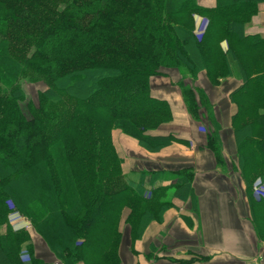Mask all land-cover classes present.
Segmentation results:
<instances>
[{
    "label": "trees",
    "instance_id": "obj_1",
    "mask_svg": "<svg viewBox=\"0 0 264 264\" xmlns=\"http://www.w3.org/2000/svg\"><path fill=\"white\" fill-rule=\"evenodd\" d=\"M261 1L0 0V264H20L24 242L31 250L29 232L8 223L12 211L66 263L121 264L123 225L133 241L161 204L130 184L111 131L151 150L172 140L151 134L171 117L149 88L165 67L205 69L216 82L235 62L240 154L257 145L264 156V131L248 133L264 127V38L244 33ZM196 13L209 18L200 40ZM25 78L45 84L29 114ZM184 97L193 111L188 88Z\"/></svg>",
    "mask_w": 264,
    "mask_h": 264
},
{
    "label": "crops",
    "instance_id": "obj_2",
    "mask_svg": "<svg viewBox=\"0 0 264 264\" xmlns=\"http://www.w3.org/2000/svg\"><path fill=\"white\" fill-rule=\"evenodd\" d=\"M192 1L203 7L217 3ZM244 33L264 38V1L246 22ZM221 46L225 50L226 42ZM230 68L231 75L216 83L204 69L191 74L185 67H165L150 77L151 94L171 108L170 119L151 131L172 137L159 149H148L119 129L112 131L130 184L161 204L159 218L150 219L133 241L129 226L123 225L121 264H264V156L257 145L240 154L245 134L235 130L234 93L243 80L235 62ZM187 88L193 111L184 97ZM263 131L257 126L248 133ZM8 223L14 230L29 232L31 250L27 242L21 244L20 264H83L57 257L17 211L9 213Z\"/></svg>",
    "mask_w": 264,
    "mask_h": 264
},
{
    "label": "rangeland",
    "instance_id": "obj_3",
    "mask_svg": "<svg viewBox=\"0 0 264 264\" xmlns=\"http://www.w3.org/2000/svg\"><path fill=\"white\" fill-rule=\"evenodd\" d=\"M200 18L203 19L200 20ZM208 25H209V18L207 15L197 13V18L193 17L192 34L196 37L197 40H200L204 37L208 29ZM221 78L223 77H219L218 80H220ZM218 80L216 82H218ZM21 86L24 97L20 101V106L24 112H27V114H29L30 106L37 104L38 92L45 87V84L41 81H33L25 78L21 81ZM113 130L114 129H112V131ZM112 131H111V136H112Z\"/></svg>",
    "mask_w": 264,
    "mask_h": 264
}]
</instances>
